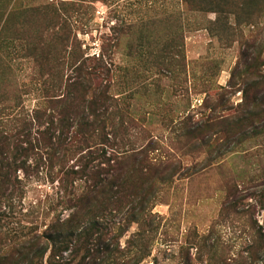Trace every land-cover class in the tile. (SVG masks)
I'll return each instance as SVG.
<instances>
[{"label":"rangeland","instance_id":"374dc122","mask_svg":"<svg viewBox=\"0 0 264 264\" xmlns=\"http://www.w3.org/2000/svg\"><path fill=\"white\" fill-rule=\"evenodd\" d=\"M5 1L8 47L1 65L6 73L0 69V78L6 76L7 90L27 85L20 90L24 95L33 78L46 77L35 72L34 60L24 53L34 39L45 48L51 38L68 35L67 50L76 47L86 57L103 55L111 68L102 82L113 112L104 118L105 133L117 144L114 148L128 156L143 150L149 163L169 171L145 176L148 165L124 157L120 178L125 179L114 193L118 199H108V205L96 204L95 198L81 212L84 220L98 214L100 227L94 232L101 230L97 243L104 253L102 264H120L126 257L140 258V264H264V209L257 197L264 191V125L246 120L248 111L261 113L264 108V79L258 78L264 75L262 0H254V25L243 21L250 0H237V15H225L215 25L218 14L200 12L184 0ZM35 7L39 14L25 12ZM20 24L24 28L15 33ZM69 64L61 70L64 78L71 73ZM28 94L24 110L31 114L38 102ZM255 98L260 106L256 110ZM9 106L0 99V133L6 131L8 118L13 125L16 120L17 111L9 116ZM207 119L217 122L214 128L207 126L210 141L195 147L187 137L181 139L186 123ZM101 146L95 142L92 150ZM85 153L74 150L66 162H51L50 173L44 169L31 176L0 207L2 248L21 245L52 222L76 219V201L90 188L89 173L81 174L91 159L89 150ZM67 171L68 185L61 180ZM19 179L25 181L23 172ZM83 256H69L68 262L79 264Z\"/></svg>","mask_w":264,"mask_h":264},{"label":"trees","instance_id":"16d2710c","mask_svg":"<svg viewBox=\"0 0 264 264\" xmlns=\"http://www.w3.org/2000/svg\"><path fill=\"white\" fill-rule=\"evenodd\" d=\"M236 1L184 0L188 6L200 12L218 14L214 25L221 24L225 15H237ZM261 4L259 5L260 11L264 14V0L261 1ZM247 5V3L244 5L246 10H244L245 19L243 21L254 25L253 21L255 22L257 13L255 1L250 0L249 8ZM25 12L37 15L40 13V9L37 7L28 8ZM8 26L6 1L0 0V69L4 74L6 73L5 66L1 65L6 58L5 48L7 50L8 47L6 37ZM224 27L226 28L225 25ZM23 28L24 26L20 24L14 32L19 33ZM68 38V35H57L49 40L50 43L45 48L38 46L34 39L32 46L24 50V53L34 60L35 72L43 75L46 73V77L41 75L38 78H33L29 92L24 91V95L27 96L30 95L28 93H33L38 102L37 110L31 114L24 110V95L20 93L21 88H28V86L22 85L21 88L10 91L4 86L6 76L0 78V99L7 101L10 105L8 110L11 112L8 115L11 116L14 111H17L14 114L16 119L14 125L10 124L13 123V121H9L11 117L8 118L6 131L0 133V207L7 206V203L12 201L13 196L22 189L23 182L29 181L31 176L39 175L44 169L50 173L51 162L58 160L66 162V157L74 150H78L79 155L86 154L85 150H89L87 156L91 159L83 166L81 174L83 176V173H89L87 180L90 182V188L85 195L80 196L79 200L76 201L79 203V212L75 215L76 219L71 218L63 223L52 222L45 232L29 234V238L25 239L21 245H14L9 249L0 246V264H58L56 260L62 259L65 260L64 264H70L71 262H68L69 256L75 259L80 252H83L84 256L79 264H102L104 253L100 251L97 243L101 230L94 232L95 227H100L96 223L98 214L95 213L93 217L84 220L81 212L89 210L95 198L98 200L96 204L105 203L108 205L111 204L108 199L112 200L111 202L113 199H118L114 197V193L119 192V188L125 179L120 178L124 173L123 163L120 162V159L124 157L137 158L142 165H148L145 176L154 175L158 172H169L165 166L149 163V156L145 155L143 150V152H136V155L128 156L127 152H121L114 148L117 144L115 145L114 141L110 140L105 133V119L113 115V112L110 113L111 106L108 104V97H106L108 90L102 82L103 76L108 75L111 68L104 61L103 55L97 58L94 56L86 57L80 54V50L76 47L67 50L65 45ZM57 45L62 46V48L57 47ZM60 61L62 62L60 63ZM66 61H70L68 69L71 73L64 78V74L61 75V70L64 69ZM248 67L250 64H247L246 68ZM247 72L252 73L250 69ZM258 78L259 80L264 79V75L263 77L259 75ZM11 93H13L12 99ZM262 98H264V90ZM251 101L256 102L253 109L256 110L260 107L258 106V99L255 98ZM260 102L262 104L264 100ZM258 113L248 111L246 120H260V124L264 125V108L261 110L263 114ZM209 125L214 128L217 122L207 119L195 125L186 123L184 125L187 129L186 135L181 139L187 137L188 143L195 147L198 142L204 145L211 139L212 133L209 135L207 128ZM112 135L114 140L118 137L116 131ZM230 138H234L233 135ZM95 142L102 146L94 151L92 145ZM151 146L150 143L148 147L151 148ZM108 149L112 151L111 157H108ZM57 150H60L59 155H56ZM46 155L47 157H45ZM143 169L141 166L139 171H143ZM19 172L24 173L25 181L19 179ZM62 173L61 180L68 185L71 173L69 171ZM130 175L128 174V176ZM257 197L264 209V191ZM235 200L239 199L235 198ZM143 201L145 204L146 198ZM93 208L96 211L95 207ZM81 228L83 230L79 232ZM91 232L93 233L91 236L95 235L96 237L94 239L96 244L91 243ZM74 236L76 237L74 246H70ZM68 251L71 253L65 258L64 254ZM91 252L93 254H90ZM142 261L140 258L126 257L122 259L120 264H140ZM187 264L193 263L189 260ZM221 264H226V262L223 261Z\"/></svg>","mask_w":264,"mask_h":264}]
</instances>
